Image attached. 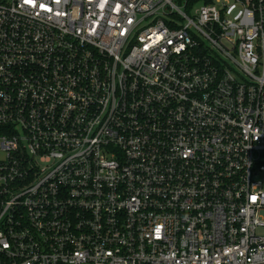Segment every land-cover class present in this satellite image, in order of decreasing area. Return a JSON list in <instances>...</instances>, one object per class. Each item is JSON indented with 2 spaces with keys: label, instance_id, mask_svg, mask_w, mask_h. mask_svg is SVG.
<instances>
[{
  "label": "built area",
  "instance_id": "built-area-1",
  "mask_svg": "<svg viewBox=\"0 0 264 264\" xmlns=\"http://www.w3.org/2000/svg\"><path fill=\"white\" fill-rule=\"evenodd\" d=\"M262 229L264 0H0V264H264Z\"/></svg>",
  "mask_w": 264,
  "mask_h": 264
},
{
  "label": "snow or ice",
  "instance_id": "snow-or-ice-1",
  "mask_svg": "<svg viewBox=\"0 0 264 264\" xmlns=\"http://www.w3.org/2000/svg\"><path fill=\"white\" fill-rule=\"evenodd\" d=\"M26 2L28 3H32L33 6H35V0H26ZM41 8H45L46 6L45 5H40ZM50 11V9H47Z\"/></svg>",
  "mask_w": 264,
  "mask_h": 264
},
{
  "label": "rangeland",
  "instance_id": "rangeland-1",
  "mask_svg": "<svg viewBox=\"0 0 264 264\" xmlns=\"http://www.w3.org/2000/svg\"><path fill=\"white\" fill-rule=\"evenodd\" d=\"M257 233H258L259 235H264V230H263V229H262V230H258Z\"/></svg>",
  "mask_w": 264,
  "mask_h": 264
},
{
  "label": "trees",
  "instance_id": "trees-1",
  "mask_svg": "<svg viewBox=\"0 0 264 264\" xmlns=\"http://www.w3.org/2000/svg\"><path fill=\"white\" fill-rule=\"evenodd\" d=\"M199 1H201V0H197V2H199Z\"/></svg>",
  "mask_w": 264,
  "mask_h": 264
}]
</instances>
